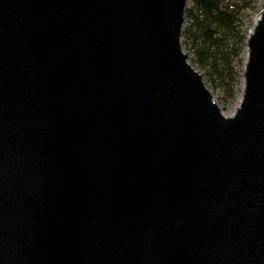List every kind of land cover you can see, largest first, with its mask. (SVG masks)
<instances>
[{"label": "water", "instance_id": "water-1", "mask_svg": "<svg viewBox=\"0 0 264 264\" xmlns=\"http://www.w3.org/2000/svg\"><path fill=\"white\" fill-rule=\"evenodd\" d=\"M189 0H0V264H264V0L226 115Z\"/></svg>", "mask_w": 264, "mask_h": 264}, {"label": "trees", "instance_id": "trees-1", "mask_svg": "<svg viewBox=\"0 0 264 264\" xmlns=\"http://www.w3.org/2000/svg\"><path fill=\"white\" fill-rule=\"evenodd\" d=\"M258 0H189L182 45L225 109L242 82L246 39Z\"/></svg>", "mask_w": 264, "mask_h": 264}, {"label": "rangeland", "instance_id": "rangeland-1", "mask_svg": "<svg viewBox=\"0 0 264 264\" xmlns=\"http://www.w3.org/2000/svg\"><path fill=\"white\" fill-rule=\"evenodd\" d=\"M261 4H262V0H258V11H257L255 14H253L252 21H251L250 26H249V31H250L251 28L253 27L254 21H255V20L257 19V17L259 16V13H260V10H261ZM183 49H184V47H183ZM184 52H185L186 54H188V56H189V58H190L189 53H188L185 49H184ZM245 58H246V52H245V55H244V60H245ZM244 63H245V61H244ZM243 68H244V67H243ZM242 73H243V72H242ZM200 74H201V73H200ZM242 82H243V81H242ZM242 82H241L240 91H239V93H238V96H237L236 100L234 101V103H233L230 107L225 108V109L220 105V103H219L218 98L216 97V95L210 90V91L214 94V96H215L216 100L218 101V103H219L220 107L222 108V110H225L226 115H231V114L235 111V109L237 108V106H238V104H239V100H240V97H241V90H242Z\"/></svg>", "mask_w": 264, "mask_h": 264}]
</instances>
